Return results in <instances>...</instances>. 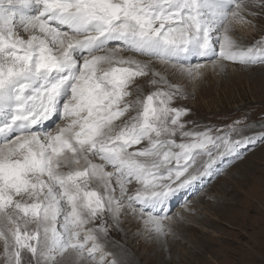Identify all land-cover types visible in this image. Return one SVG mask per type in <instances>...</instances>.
<instances>
[{"label": "snow or ice", "instance_id": "obj_1", "mask_svg": "<svg viewBox=\"0 0 264 264\" xmlns=\"http://www.w3.org/2000/svg\"><path fill=\"white\" fill-rule=\"evenodd\" d=\"M262 14L264 0H0V264L69 250L123 264L104 240L125 210L172 233L168 201L257 135L241 120L188 129L176 102L209 67L264 64V36L232 35Z\"/></svg>", "mask_w": 264, "mask_h": 264}, {"label": "rangeland", "instance_id": "obj_2", "mask_svg": "<svg viewBox=\"0 0 264 264\" xmlns=\"http://www.w3.org/2000/svg\"><path fill=\"white\" fill-rule=\"evenodd\" d=\"M254 23L255 30L234 26L232 35L238 43L251 45L264 36V14ZM190 62L203 61L192 58ZM139 82L144 84V94L154 90L144 78ZM176 103L191 109L185 119L194 123H188V129L225 130L226 125L241 120L251 126L244 135L257 133L254 142L242 144L239 157L224 158L212 177L195 181L168 201L172 233L158 236L139 212L133 215L125 210L120 226L104 240L106 250L123 264H264V139L260 138L264 136V64L227 63L224 71L212 70L195 87L189 86L188 98ZM62 122L56 118L44 129L55 132ZM94 187L103 191L95 182Z\"/></svg>", "mask_w": 264, "mask_h": 264}, {"label": "bare ground", "instance_id": "obj_3", "mask_svg": "<svg viewBox=\"0 0 264 264\" xmlns=\"http://www.w3.org/2000/svg\"><path fill=\"white\" fill-rule=\"evenodd\" d=\"M212 72V69L209 67V68H207L205 71H204V75L203 76H208L209 75V73H211ZM211 75H213L214 76V74H211ZM52 122H54V121H49L45 126H41L43 129L50 123L51 125H52ZM63 123V122H62ZM64 124V123H63ZM61 124H59V127H63V126H60ZM199 181H201L202 182V180L200 179ZM194 183V182H193ZM190 186H193V184L192 185H190ZM116 195L117 196H119V189L117 188V191H116ZM126 219H128L129 221H130V223L131 224H133V223H135L134 221H131V217H129L128 216V218H126ZM129 223V222H128ZM130 227V226H129ZM128 228V227H127ZM134 238V236H132V238L131 239H133ZM58 264H78V262H77V259H76V257H75V254L74 253H72L71 251H69V252H67L65 255H64V257H62L61 259H59V261H58Z\"/></svg>", "mask_w": 264, "mask_h": 264}]
</instances>
